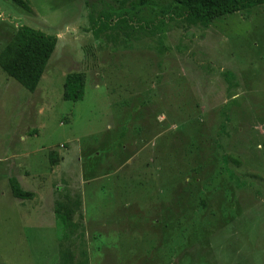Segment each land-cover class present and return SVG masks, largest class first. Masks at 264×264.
Listing matches in <instances>:
<instances>
[{"label": "rangeland", "instance_id": "rangeland-1", "mask_svg": "<svg viewBox=\"0 0 264 264\" xmlns=\"http://www.w3.org/2000/svg\"><path fill=\"white\" fill-rule=\"evenodd\" d=\"M27 1L0 0V51L56 45L34 92L0 68V264H264V5Z\"/></svg>", "mask_w": 264, "mask_h": 264}, {"label": "trees", "instance_id": "trees-1", "mask_svg": "<svg viewBox=\"0 0 264 264\" xmlns=\"http://www.w3.org/2000/svg\"><path fill=\"white\" fill-rule=\"evenodd\" d=\"M25 10H29L27 0H11ZM183 9L190 23H205L216 18L234 14L256 6L264 5V0H169ZM151 0H133V7H144ZM56 45V37L42 31L20 26L13 37L0 51V68L29 92H34L47 67ZM85 75L70 72L66 75L62 99L79 101L84 96ZM53 161V160H52ZM11 195L18 200L34 199L33 191L21 187L14 176L8 178ZM68 215L72 211L67 210Z\"/></svg>", "mask_w": 264, "mask_h": 264}, {"label": "crops", "instance_id": "crops-1", "mask_svg": "<svg viewBox=\"0 0 264 264\" xmlns=\"http://www.w3.org/2000/svg\"><path fill=\"white\" fill-rule=\"evenodd\" d=\"M21 184V183H20Z\"/></svg>", "mask_w": 264, "mask_h": 264}]
</instances>
